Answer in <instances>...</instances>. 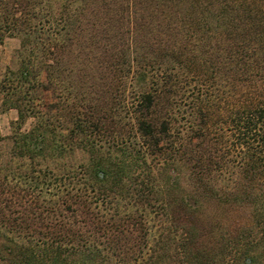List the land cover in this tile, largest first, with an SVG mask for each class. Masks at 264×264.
I'll list each match as a JSON object with an SVG mask.
<instances>
[{"label":"trees","instance_id":"trees-1","mask_svg":"<svg viewBox=\"0 0 264 264\" xmlns=\"http://www.w3.org/2000/svg\"><path fill=\"white\" fill-rule=\"evenodd\" d=\"M5 37L0 264H264V0H0Z\"/></svg>","mask_w":264,"mask_h":264},{"label":"rangeland","instance_id":"rangeland-1","mask_svg":"<svg viewBox=\"0 0 264 264\" xmlns=\"http://www.w3.org/2000/svg\"><path fill=\"white\" fill-rule=\"evenodd\" d=\"M20 41L17 37H5L0 43V78L6 73L7 69L14 70L18 65V49ZM1 94H0V136L3 137L0 142V152L5 155L10 146V139L7 138L12 132V122L16 119L15 109H3L1 107ZM31 119H27L22 129H27L30 126ZM80 153L75 154L78 159ZM4 157H1L4 160Z\"/></svg>","mask_w":264,"mask_h":264}]
</instances>
